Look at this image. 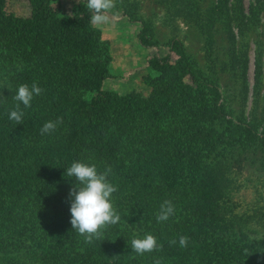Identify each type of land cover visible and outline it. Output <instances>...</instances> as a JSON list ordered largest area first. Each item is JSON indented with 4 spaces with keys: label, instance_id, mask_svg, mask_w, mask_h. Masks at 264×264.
Instances as JSON below:
<instances>
[{
    "label": "trees",
    "instance_id": "1",
    "mask_svg": "<svg viewBox=\"0 0 264 264\" xmlns=\"http://www.w3.org/2000/svg\"><path fill=\"white\" fill-rule=\"evenodd\" d=\"M22 1L28 2L31 19L7 18L6 0H0V72L10 87L13 82L12 91L0 89V97L7 99L0 106V226L9 222L26 229L21 217L35 206L65 208L76 183L65 176L66 169L82 161L95 164L99 171L112 168L108 179L118 187L114 207L122 216L135 210L146 215V233L164 245L154 252L161 264H231L250 258L264 264V240L248 243L252 231L247 230L252 223L264 229V206L247 218L234 214L233 181L220 168L208 167L221 141L212 125L224 112L215 82L200 74L181 44L174 41L168 47L176 56L173 62L157 53L150 56L148 67L156 76L147 81L151 89L147 98L107 93L102 84L109 78L110 58L107 45L92 28L89 10L80 8L61 19L51 0ZM200 1L169 3L178 16L198 26L211 57L215 24L225 15L229 0L210 1L202 17ZM119 3L126 8L128 21L135 22V6L129 0ZM237 21L239 35L248 30V21L254 22L245 18L240 4ZM137 22L141 46L155 50L150 27ZM226 33L233 43L236 35L229 23ZM254 71L259 93V47ZM25 83H36L44 92L34 97L31 108L21 104L23 124L17 125L9 119L16 105L10 94ZM262 114L264 120V106ZM59 118L63 123L55 132L41 135L46 122ZM247 131L256 134L254 127ZM165 200L175 205L176 215L158 223L156 216ZM64 226L57 233V244L38 254L41 264H132L131 257L137 255L131 243L114 237L118 232L114 226L92 243H85L71 224ZM182 235L190 237L187 248L179 246ZM172 239L177 244L169 246ZM142 258L139 264L155 262L147 253Z\"/></svg>",
    "mask_w": 264,
    "mask_h": 264
},
{
    "label": "rangeland",
    "instance_id": "2",
    "mask_svg": "<svg viewBox=\"0 0 264 264\" xmlns=\"http://www.w3.org/2000/svg\"><path fill=\"white\" fill-rule=\"evenodd\" d=\"M212 0L200 1L199 16L202 17ZM52 5L60 10L58 16L66 19L80 8H87V0H51ZM135 6L133 18H126L124 6L116 0L112 19L102 27H93L100 36V41L107 45L110 61L107 65L109 78L102 84V90L117 95L139 94L147 98L151 89L147 84L156 74L149 67L150 56L157 53L160 57H169L173 62L176 56L168 47L178 41L186 54L193 60L200 74L208 81H214L219 90V103L223 108V116L214 122L212 127L221 136L216 150L209 157L208 167L220 168L225 177L231 179L233 213L240 218L253 215L264 206V138H263V96H264V0H229L225 15L215 24V46L213 55L208 57L206 39L198 26L177 15L170 7L169 0H129ZM242 7L248 21V30L244 35L237 32V9ZM5 16L10 19H31L32 12L27 1L6 0ZM257 18V19H255ZM146 23L153 34L152 41L157 48L150 50L141 46L137 39L140 31L139 22ZM229 23L236 35L231 43L226 33ZM262 56V73L258 88L255 87L254 59L256 49ZM245 66L246 89H243L242 73ZM0 89L12 90L7 78L0 72ZM14 89V88H13ZM10 91V90H9ZM259 94V95H258ZM10 96H13L10 94ZM2 104L7 103L3 97ZM255 128V135L248 128ZM71 191V190H70ZM10 205V202L5 204ZM70 201L65 208L59 205L35 206L31 212L24 213L21 221L26 229L6 223L0 226V264H41L38 254H43L50 244H57V233H61L64 222L70 223ZM15 211V210H14ZM8 212V210H7ZM16 212V211H15ZM120 215V214H119ZM20 214H18L19 218ZM121 220L114 226L118 232L114 237H122L126 244L134 238H143L148 226L146 215L137 210L124 212ZM7 222V221H6ZM19 222V221H18ZM109 226L104 230L111 231ZM252 231L248 243H259L264 240V229L252 223L247 226ZM239 242V241H238ZM246 242H239L243 244ZM156 252V251H154ZM154 252L147 253L150 261L155 258ZM146 254V253H145ZM132 264H139L143 259L137 254L131 257ZM259 259L233 261L231 264H257Z\"/></svg>",
    "mask_w": 264,
    "mask_h": 264
},
{
    "label": "clouds",
    "instance_id": "3",
    "mask_svg": "<svg viewBox=\"0 0 264 264\" xmlns=\"http://www.w3.org/2000/svg\"><path fill=\"white\" fill-rule=\"evenodd\" d=\"M86 7L91 13L90 23L93 27H102L112 19L113 10L116 8V0H87ZM12 91L10 88H8ZM44 89L36 83L21 84L12 96L16 101L15 109L10 111L9 119L15 121L17 125L23 124L24 108H31L35 96H39ZM0 97V103L3 102ZM63 123V118L56 121H48L41 128V135L51 134L57 130L58 125ZM112 173L109 166L104 171H99L95 164H88L76 161L66 169L65 176L75 179L70 197V223L72 228L82 237L85 243H92L94 240L102 239L104 230L109 226L120 222L121 216L113 204V194L118 191V187L112 184L108 177ZM176 215V207L170 200H165L159 208L156 216L157 222H167ZM190 237L180 236L179 246L187 248ZM177 240H169V246L176 245ZM132 250L139 255L163 250L164 245L158 243L157 238L152 234H146L143 238L131 240ZM154 264H161L156 259Z\"/></svg>",
    "mask_w": 264,
    "mask_h": 264
}]
</instances>
